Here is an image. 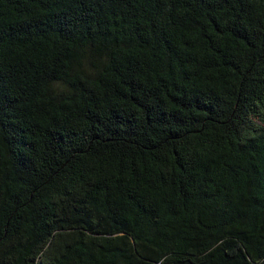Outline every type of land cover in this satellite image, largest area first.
<instances>
[{"label":"trees","instance_id":"1","mask_svg":"<svg viewBox=\"0 0 264 264\" xmlns=\"http://www.w3.org/2000/svg\"><path fill=\"white\" fill-rule=\"evenodd\" d=\"M0 264H264V0H0Z\"/></svg>","mask_w":264,"mask_h":264}]
</instances>
